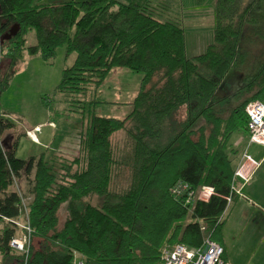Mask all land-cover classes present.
I'll return each mask as SVG.
<instances>
[{
	"label": "trees",
	"instance_id": "16d2710c",
	"mask_svg": "<svg viewBox=\"0 0 264 264\" xmlns=\"http://www.w3.org/2000/svg\"><path fill=\"white\" fill-rule=\"evenodd\" d=\"M154 1L0 0V90L26 52L50 60L60 47L76 57L54 92L78 102H99L92 95L113 68L143 74L129 114L89 111L79 149L48 160L19 157V138L4 147L14 123L0 116V264H161L167 245L223 240L244 153L231 139H249L246 106L264 102V0H216L213 41L196 55H188L183 21L162 19L167 0ZM232 69L245 71L242 86L219 94ZM179 182L194 190L192 203L172 193ZM206 186L213 193L204 200ZM24 217L32 239L28 252L15 253L9 241L23 235Z\"/></svg>",
	"mask_w": 264,
	"mask_h": 264
},
{
	"label": "rangeland",
	"instance_id": "374dc122",
	"mask_svg": "<svg viewBox=\"0 0 264 264\" xmlns=\"http://www.w3.org/2000/svg\"><path fill=\"white\" fill-rule=\"evenodd\" d=\"M160 1L164 0H155L154 6L160 7L158 4ZM167 5L169 16H163L162 19L183 21L188 36V55L203 52L213 41L216 0H202L201 3L198 0H167ZM261 29L264 30V20ZM257 41L251 44L253 54L251 62L256 60L257 49L261 45L259 39ZM34 43L36 36L34 31L30 30L28 44ZM260 56L262 57V54ZM75 57L76 53L68 55L65 47H60L56 56L50 60L44 59L39 53L24 54L15 72L0 90V116L14 123V126L7 129L1 137L4 147L12 146L19 138L17 149L19 157L45 155L48 160L59 151L72 152L79 149L81 130L88 127L91 122L89 111L119 119L130 113L132 107L129 102L135 99L143 74L128 68H113L110 71L97 92L92 95V98L100 100L95 104L78 102L76 96L55 94L64 68L71 65ZM244 72L232 69L223 79L217 92L222 95L236 94V90L243 84ZM231 85L232 88H229ZM237 102L238 98H234L232 104ZM36 126L40 128L37 132V141L28 133ZM236 135L237 133L232 139ZM21 186L26 190L28 181L22 179L19 184L20 188ZM19 187L14 188L17 190ZM21 194L23 196L22 191ZM241 195L237 194L228 206L221 243L229 264H264V210L249 202L245 194ZM23 201L27 205L30 199L23 197ZM64 214L63 208L60 212L61 218ZM27 221L24 217L23 221L20 220V225L24 227ZM13 249L14 252H20Z\"/></svg>",
	"mask_w": 264,
	"mask_h": 264
},
{
	"label": "built area",
	"instance_id": "2783aa9c",
	"mask_svg": "<svg viewBox=\"0 0 264 264\" xmlns=\"http://www.w3.org/2000/svg\"><path fill=\"white\" fill-rule=\"evenodd\" d=\"M246 112L248 114L249 143H257L264 146V102L261 100L250 102L246 106ZM39 130L40 128L36 126L33 130H29L28 133L31 138L37 141V132ZM243 158L244 160L252 162L253 165L250 168H245L241 165L236 170L235 177L241 179L239 188L233 186V189L237 192H240V188L249 183L255 169L260 164L247 150L244 151ZM171 190L176 197L184 196L185 202L188 204L192 203L195 199L194 190L186 182L177 183ZM212 193L213 188L206 186L200 191L198 196L201 199L207 200ZM228 202H231V196L228 197ZM26 215L28 216L27 212ZM24 227L26 229L25 233L18 237H12L9 245L20 252L26 253L29 251L33 230L29 221L26 222ZM224 251L221 243L209 237L204 240L200 247H190L185 244L167 245L163 249L161 264H229L223 257ZM78 264L83 263L79 261Z\"/></svg>",
	"mask_w": 264,
	"mask_h": 264
},
{
	"label": "crops",
	"instance_id": "0c3cea01",
	"mask_svg": "<svg viewBox=\"0 0 264 264\" xmlns=\"http://www.w3.org/2000/svg\"><path fill=\"white\" fill-rule=\"evenodd\" d=\"M58 1H66V0H39V2H45V3H54ZM186 36H187V31H186ZM187 48H188V36H187ZM232 143L235 146L241 147L242 151L247 150V152L250 153L256 161L260 162V165L255 169L253 173L252 179L249 181V183L242 186L240 188V192L238 193L240 195L245 194L249 202H252L253 205L258 206L259 208L264 210V146L257 143H249L248 137H244L242 134L239 133H237V135L232 139ZM239 160L240 159L236 158V162H238ZM241 165H243L245 168H250L253 165V163L248 160H244V158H242L241 163L238 166L240 167ZM239 181L240 183L237 184L238 188L241 185V179H239ZM223 236H224V232H223ZM3 260L4 257L1 255L0 262ZM8 264H19V260L12 257L10 258V260H8Z\"/></svg>",
	"mask_w": 264,
	"mask_h": 264
},
{
	"label": "water",
	"instance_id": "95a60500",
	"mask_svg": "<svg viewBox=\"0 0 264 264\" xmlns=\"http://www.w3.org/2000/svg\"><path fill=\"white\" fill-rule=\"evenodd\" d=\"M18 26H16L15 28H12V30H10V32L5 36L6 38H9V37H11L13 34H15L16 33V31H17V28ZM3 38H4V36H3Z\"/></svg>",
	"mask_w": 264,
	"mask_h": 264
}]
</instances>
